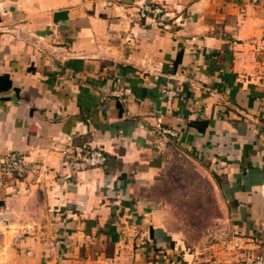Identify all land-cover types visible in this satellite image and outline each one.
Wrapping results in <instances>:
<instances>
[{"label":"crops","instance_id":"crops-1","mask_svg":"<svg viewBox=\"0 0 264 264\" xmlns=\"http://www.w3.org/2000/svg\"><path fill=\"white\" fill-rule=\"evenodd\" d=\"M141 1L0 0V151L29 165L0 189V264L264 254V0H155L165 27ZM70 134L106 164L68 163Z\"/></svg>","mask_w":264,"mask_h":264},{"label":"built area","instance_id":"built-area-1","mask_svg":"<svg viewBox=\"0 0 264 264\" xmlns=\"http://www.w3.org/2000/svg\"><path fill=\"white\" fill-rule=\"evenodd\" d=\"M260 0H250L251 3H258ZM141 17L149 19L152 24L159 27L166 26L165 9L155 0H142L138 8ZM163 96L173 100L180 96V90L169 85H164ZM119 95L120 91H113ZM156 126L170 135H178L176 129L163 127L162 115L157 118ZM259 139L264 142V125L258 131ZM61 152L65 160L77 168L99 167L105 165L108 156L106 151L91 143H78L75 136L67 135L62 142ZM29 170L27 155L22 151L10 150L0 151V189L5 188L15 179H23ZM62 241V240H61ZM236 264H264V254L259 252H246L240 257Z\"/></svg>","mask_w":264,"mask_h":264},{"label":"rangeland","instance_id":"rangeland-1","mask_svg":"<svg viewBox=\"0 0 264 264\" xmlns=\"http://www.w3.org/2000/svg\"><path fill=\"white\" fill-rule=\"evenodd\" d=\"M197 180H199L198 179V177H197ZM202 182V181H201ZM208 210H210V209H208ZM207 210V211H208ZM214 211V209H211L210 211H208V212H213ZM204 212H205V210L204 209H202V214L200 215V216H197V218H196V220H197V222H199V223H197L198 225H197V227H200V226H204V224L205 223H200V220H202V219H205V217L207 216V215H205L204 214ZM207 213V212H206ZM198 234V233H197ZM217 239V238H216Z\"/></svg>","mask_w":264,"mask_h":264}]
</instances>
